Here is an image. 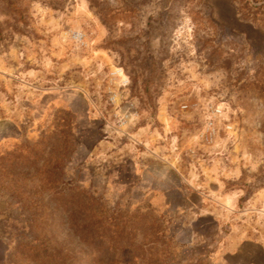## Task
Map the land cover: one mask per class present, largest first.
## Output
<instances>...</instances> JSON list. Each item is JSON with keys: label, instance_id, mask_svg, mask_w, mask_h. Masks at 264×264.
Masks as SVG:
<instances>
[{"label": "rangeland", "instance_id": "374dc122", "mask_svg": "<svg viewBox=\"0 0 264 264\" xmlns=\"http://www.w3.org/2000/svg\"><path fill=\"white\" fill-rule=\"evenodd\" d=\"M16 4L0 0V162L69 116L66 174L163 211L176 264H264V0ZM1 173L0 259L21 218Z\"/></svg>", "mask_w": 264, "mask_h": 264}, {"label": "trees", "instance_id": "16d2710c", "mask_svg": "<svg viewBox=\"0 0 264 264\" xmlns=\"http://www.w3.org/2000/svg\"><path fill=\"white\" fill-rule=\"evenodd\" d=\"M2 1L21 14L17 0ZM74 146L65 116L0 162L1 178L21 215L0 264H176L180 257L164 212L146 202L132 209L110 204L83 185L77 171L66 174ZM20 167L35 168L32 186L19 184L15 170ZM65 229L71 236H62Z\"/></svg>", "mask_w": 264, "mask_h": 264}, {"label": "bare ground", "instance_id": "6f19581e", "mask_svg": "<svg viewBox=\"0 0 264 264\" xmlns=\"http://www.w3.org/2000/svg\"><path fill=\"white\" fill-rule=\"evenodd\" d=\"M107 56V55H106ZM105 55H103V54H101L100 56H99V59H101L102 61H104V62H106V61H108V59H107V57H106ZM109 58V57H108ZM110 59V58H109ZM111 63V62H110ZM111 68H112V72H111V74H113V75H115V76H117L118 77V79H119V82L120 83H124V81H125V76L122 74V72H121V69H119V68H114V66L113 65H111ZM161 112H162V118H163V122L166 124L167 122H168V117L165 115V113H164V111L163 110H161ZM160 112V113H161ZM225 113H224V111H223V109H222V106H219L217 109H216V112H215V117L214 118H216V117H222L223 115H224ZM211 118V117H210Z\"/></svg>", "mask_w": 264, "mask_h": 264}]
</instances>
